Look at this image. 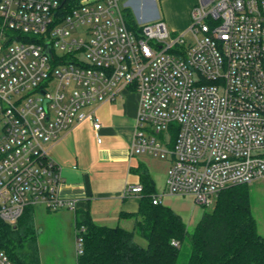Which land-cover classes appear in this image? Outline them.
Listing matches in <instances>:
<instances>
[{"label":"built area","instance_id":"built-area-1","mask_svg":"<svg viewBox=\"0 0 264 264\" xmlns=\"http://www.w3.org/2000/svg\"><path fill=\"white\" fill-rule=\"evenodd\" d=\"M64 1L0 0V221L76 210L50 149L85 120L101 142L90 109L127 91L139 96L131 150L171 160L170 193L210 207L264 179V0H197L180 36L162 19L133 32L119 0ZM0 264H12L1 248Z\"/></svg>","mask_w":264,"mask_h":264},{"label":"trees","instance_id":"trees-1","mask_svg":"<svg viewBox=\"0 0 264 264\" xmlns=\"http://www.w3.org/2000/svg\"><path fill=\"white\" fill-rule=\"evenodd\" d=\"M78 2L72 0L71 5ZM124 15L128 28L139 32L132 11L125 8ZM141 183L140 209L132 215V229L99 226L89 216L77 220V235L83 241L77 264H264V237L252 214L249 184L222 191L214 209L204 212L190 234L174 210L153 203L154 187L145 172ZM33 208L25 210L16 227L0 221V248L12 264H42ZM136 235L148 242L146 248L136 242Z\"/></svg>","mask_w":264,"mask_h":264},{"label":"crops","instance_id":"crops-1","mask_svg":"<svg viewBox=\"0 0 264 264\" xmlns=\"http://www.w3.org/2000/svg\"><path fill=\"white\" fill-rule=\"evenodd\" d=\"M142 3L144 8L151 6L156 9L154 0H143ZM126 5L134 8L135 14L132 13L138 25L161 19L160 14L152 17L139 14L138 2L135 0H129ZM193 5L191 3L189 7ZM170 22L177 31H184L188 26L173 19ZM138 105V94L127 91L114 102L94 106L90 110H94L101 123L98 132L101 142L97 140L93 123L85 120L73 126L50 149L51 157L61 167L63 183L59 188L60 198L77 202L75 211L62 209L65 212L58 216L61 220L67 218L69 221L67 223L75 247L78 230L76 222L87 216L99 226L133 228L135 219L132 215L139 211L142 195L127 194L126 190L131 185L142 186V172L149 176L154 196L160 199V204L174 210L188 230H194L204 215L205 210L193 195L172 194L168 191L169 158L132 152ZM86 175L91 184V197L86 191ZM72 253L74 264H77L76 248Z\"/></svg>","mask_w":264,"mask_h":264},{"label":"rangeland","instance_id":"rangeland-1","mask_svg":"<svg viewBox=\"0 0 264 264\" xmlns=\"http://www.w3.org/2000/svg\"><path fill=\"white\" fill-rule=\"evenodd\" d=\"M129 0H119L120 5L128 7ZM138 2L137 12L148 17L160 14L161 19L165 17V23L168 30L178 36L185 33L192 24L191 11L197 0H154L155 7H143V0H135ZM194 5L190 8V4ZM134 14L133 7H128ZM189 9V10H188ZM188 13H187V12ZM171 19L180 24H188L184 31H177L171 25ZM164 21V20H163ZM87 27L81 26L74 33L80 35ZM186 41L191 42L190 35H187ZM134 92V91H133ZM135 93V92H134ZM251 195V209L253 217L257 224L258 233L264 237V179H260L249 184ZM203 207V206H202ZM34 210V225L37 232V241L40 248V256L42 264H74L73 251L75 250V242L72 243L71 233L67 218L61 220L58 216H62L65 211H47L42 206H36ZM207 212L214 209V205L203 207ZM78 229V228H77ZM195 230V229H194ZM194 230H188L190 234ZM135 240L143 247H147L148 242L136 235ZM189 248L188 246L186 247Z\"/></svg>","mask_w":264,"mask_h":264},{"label":"water","instance_id":"water-1","mask_svg":"<svg viewBox=\"0 0 264 264\" xmlns=\"http://www.w3.org/2000/svg\"><path fill=\"white\" fill-rule=\"evenodd\" d=\"M65 1H64V3H65ZM48 53H50V48L49 47H48ZM85 186H86L87 195L89 197H91V195H92V193H91V184H90L88 175L85 176Z\"/></svg>","mask_w":264,"mask_h":264}]
</instances>
